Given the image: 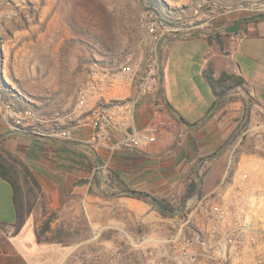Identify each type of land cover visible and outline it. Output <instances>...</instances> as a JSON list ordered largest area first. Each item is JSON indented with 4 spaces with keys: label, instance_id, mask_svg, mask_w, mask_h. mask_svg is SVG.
I'll return each instance as SVG.
<instances>
[{
    "label": "crops",
    "instance_id": "crops-1",
    "mask_svg": "<svg viewBox=\"0 0 264 264\" xmlns=\"http://www.w3.org/2000/svg\"><path fill=\"white\" fill-rule=\"evenodd\" d=\"M248 16L224 17L214 26L162 36L159 94L172 123L141 147L109 151L93 142L90 130L77 134L78 144L15 132L11 122L16 108L0 90V264H65L71 251L94 238L107 242L131 236L138 264L165 259L177 216H162L148 203L120 192L108 194L105 183L96 182L106 168L131 189L174 199L188 166L202 158L196 169L201 176L199 201L207 206L233 202L239 189L244 207L254 211L264 231V17L243 22ZM237 32L243 35L241 42ZM114 91L130 97L135 82L128 88L117 85ZM248 101L250 113L243 124ZM151 113L152 102L145 98L126 129L150 123ZM119 136L113 132L114 141ZM89 146L100 156L101 168ZM82 179L86 182L78 183ZM16 204L22 207L21 219ZM50 216L49 229L39 234ZM207 219L195 215V228L205 229ZM58 230L75 236L72 245L64 239L46 241Z\"/></svg>",
    "mask_w": 264,
    "mask_h": 264
},
{
    "label": "rangeland",
    "instance_id": "rangeland-1",
    "mask_svg": "<svg viewBox=\"0 0 264 264\" xmlns=\"http://www.w3.org/2000/svg\"><path fill=\"white\" fill-rule=\"evenodd\" d=\"M158 1L155 8L168 12L175 21L172 26L164 24L148 7L146 0H0V8L16 12L13 18H0L2 96L12 103L16 113L34 110L49 119L56 118L58 123L67 126L68 117L79 114L76 92L90 71L126 67L134 79L125 87H132L158 39L172 33L168 31L169 28L187 32L221 22L220 18L206 20L197 15L195 8L202 0ZM72 2L85 6L80 12L83 19H78L80 25L88 31L101 33L114 47L115 54L111 59L106 57L105 64L91 61L95 60V51L86 44L89 39L71 29L69 17ZM100 4L106 8L109 19L99 9ZM111 11L113 14H109ZM234 16L238 14L226 18ZM93 21L97 28L91 27ZM53 125L54 122L47 123L40 125V128L47 129ZM98 180L104 182L102 177H98ZM62 218L67 221L69 214L65 212ZM183 219L177 216L175 227L171 230L176 231ZM133 229L144 231L140 226ZM64 236L62 238L69 245L75 241L70 231L65 230ZM135 243L134 236L130 239L110 237L107 242L94 238L84 243L81 249L71 251L65 264H138L141 260ZM75 255L78 257L74 258Z\"/></svg>",
    "mask_w": 264,
    "mask_h": 264
},
{
    "label": "built area",
    "instance_id": "built-area-1",
    "mask_svg": "<svg viewBox=\"0 0 264 264\" xmlns=\"http://www.w3.org/2000/svg\"><path fill=\"white\" fill-rule=\"evenodd\" d=\"M197 15L206 20L219 19L231 14L254 15L264 12V1L202 0L195 8ZM16 12L0 8V18H13ZM177 33V29L169 28ZM238 42L243 35L235 34ZM146 60L135 79V93L128 99L115 95L117 85H130L134 76L126 67L90 71L88 78L76 92L79 114L68 117V124L49 119L34 110L15 113L11 127L24 135H37L55 141H75L78 132L90 130L93 142L106 150L122 147H141L150 142L161 127L170 125L172 119L164 114L165 105L159 94V46L161 40ZM236 72L235 70H233ZM152 102L151 122L142 127L126 129L135 122L136 108L145 99ZM77 110V111H78ZM54 122L53 127L40 128ZM41 125V126H40ZM113 132L120 136L113 140ZM233 202L207 206L198 201L183 217L179 228L172 232L170 248L165 259H148V264H264V231L251 209L244 207L245 196L237 190ZM195 215L206 216L205 229L195 228ZM78 256H74L77 258Z\"/></svg>",
    "mask_w": 264,
    "mask_h": 264
},
{
    "label": "trees",
    "instance_id": "trees-1",
    "mask_svg": "<svg viewBox=\"0 0 264 264\" xmlns=\"http://www.w3.org/2000/svg\"><path fill=\"white\" fill-rule=\"evenodd\" d=\"M141 1H143V0H141ZM146 1H148V7L153 9V11L155 12V15H157L158 18L164 24H167L169 26H172L173 24H175V21H173V18L171 16H169L168 12H166V13L160 12L158 9L155 8L156 4L159 3L158 0H146ZM85 5H87V4H85ZM100 5H102V4H100ZM70 7H71V13H70L69 19H70L71 29L76 34L84 35L86 38L89 39L86 41V44L90 47V49L94 50L95 54H96V55L94 54L95 60H91V61L96 63V64H105L106 62L104 59L108 56L111 59L113 57L112 55L115 54L114 47L107 41L106 37L103 36L101 33H99V32L95 33L92 31H88L87 29L83 28L82 25H80V22H78V19H83V18H81L82 14L80 13L82 11L81 8L85 7L83 4H81V3L74 4L72 2V3H70ZM99 9L101 11H104V13H105L104 17H107L106 19H109L110 16L106 15V8H104V6L102 5V6H99ZM261 13H264V12H261ZM261 13H258V14H261ZM109 14H113V12L111 11V13H109ZM258 14L250 15L248 17H253V16H256ZM248 17H243L242 21L246 22V18H248ZM93 24L94 25H91V27L97 28L96 22L93 21ZM194 34H198V33H194ZM238 84L241 86L244 85L242 80H239ZM221 95L222 94H219L218 97H220ZM202 160H203L202 158H198L188 166L186 172L183 174V176L181 178V183H182L181 192L176 198H174V199H161V198H155L154 197L160 204H162L166 208V210L168 212H170L172 214L178 212L180 210V208L182 207L183 203L185 202V200L193 194L194 188L196 185V169L198 168V166ZM235 162H236V154H234V158L232 160V163L230 164L228 174L226 177V181L229 180V177L232 174ZM206 167L207 166H205V168ZM27 172H28V170H27ZM200 179H201V176H200ZM103 181L107 187L106 192L110 191L109 194L132 190L130 187H128L126 185V183L122 180V178L118 175V173L116 171L109 169V168L105 169V173L103 175ZM85 182H86V180H84V179L78 181V183H85ZM96 182L98 184L100 183V181L98 180V177H96ZM200 183H201V180H200ZM126 195L133 197V198H137L139 200H142V201L148 203L157 213H159L162 216H167L166 214H164L163 212L158 210L155 207V205L149 199L141 197V196H136V195H128V194H126ZM192 198L196 199V201L193 204L186 205L184 212H182L180 215H178V217L183 218L193 208V206L199 201L200 184H199L198 190L191 197V199ZM14 199H15V196H14ZM21 209H22V207H20L18 204H16V210H17V214H18L19 219H21V217H22L21 216ZM52 218H53V216H50L43 223L39 234H42L46 230L49 229L50 221ZM39 234H38V238H39ZM62 237L65 238L64 232L62 230H60V231L58 230L56 235H53L50 238H45V239H46V241H54V240L62 241L61 240V239H63Z\"/></svg>",
    "mask_w": 264,
    "mask_h": 264
},
{
    "label": "water",
    "instance_id": "water-1",
    "mask_svg": "<svg viewBox=\"0 0 264 264\" xmlns=\"http://www.w3.org/2000/svg\"><path fill=\"white\" fill-rule=\"evenodd\" d=\"M264 17V13H261V14H258L256 16H253V17H248L246 18V20H249V21H252V20H258L260 18H263ZM162 82V79H160V84ZM160 91L162 92V89H160ZM219 101V100H218ZM218 101L215 103L214 106H216L218 104ZM249 113H250V101L247 102L246 104V113H245V117H244V122L243 124L247 121L248 117H249ZM179 120L181 122H183L184 124L186 125H189V126H193L195 124H189L186 122V120L182 117H179ZM32 136H35V137H39L37 135H32ZM44 139H48V140H53V139H50V138H44ZM55 141V140H54ZM65 143H71V144H78V142L76 141H65ZM90 148V151L95 159V162H96V165L98 168H101L102 167V161L100 159V156L97 154L96 150L92 147V146H89ZM200 175L199 174H196V185H195V188H194V192L193 194L187 198L185 200V202L183 203L182 207L180 208V210L174 214L168 212L166 210V208L160 204L151 194L147 193V192H144V191H140V190H128V191H123V192H120V193H123V194H128V195H136V196H141V197H144V198H147L149 199L154 205L155 207L160 210L161 212H163L164 214H166L167 216H178L180 215L182 212H184L185 208H186V205H187V202L188 200L191 199V197L196 193V191L198 190L199 188V184H200Z\"/></svg>",
    "mask_w": 264,
    "mask_h": 264
}]
</instances>
